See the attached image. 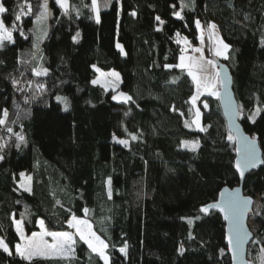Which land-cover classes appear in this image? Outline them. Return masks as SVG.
Segmentation results:
<instances>
[{"label":"trees","instance_id":"trees-1","mask_svg":"<svg viewBox=\"0 0 264 264\" xmlns=\"http://www.w3.org/2000/svg\"><path fill=\"white\" fill-rule=\"evenodd\" d=\"M3 2L9 9L4 22L16 29L14 43L0 48V117L5 109L9 114L0 133L12 128L0 161V236L12 255L0 249V264H30L15 253L20 237L13 217L31 233L40 220L53 230H71L67 221L73 215L91 220L109 245L110 264H231L222 216L200 210L216 202L224 187L239 184L236 147L227 139L217 98L202 99L209 105L203 108L206 131L195 129L194 82L185 70L165 65H176L183 38L197 43V19L206 26L216 23L230 46L228 59L219 60L232 73L240 120L264 155V0H194L183 9V19L174 15L181 0H117L101 11L99 24L91 0H69V15L48 0L51 16L41 26L35 14L43 0H27L32 15L20 22L14 13L25 0ZM96 68L119 73L115 92L92 83ZM33 69H46L47 75L36 76ZM37 83L45 90L38 92ZM118 91L131 102L114 104ZM57 97L67 98V111ZM123 139H129L127 147L118 142ZM188 139L199 141L196 151L182 148ZM22 173L31 177V192L21 187ZM244 192L261 204L248 249L249 261L261 264L264 165L248 174ZM125 245L127 255L120 252ZM32 264L104 262L77 239L70 261Z\"/></svg>","mask_w":264,"mask_h":264},{"label":"snow or ice","instance_id":"snow-or-ice-1","mask_svg":"<svg viewBox=\"0 0 264 264\" xmlns=\"http://www.w3.org/2000/svg\"><path fill=\"white\" fill-rule=\"evenodd\" d=\"M56 5L59 6L60 9L63 10L64 15H69L72 11V8L69 4V0H55ZM194 3V0H193ZM27 4V11H25V5ZM111 0H107L105 7L110 6ZM91 11L94 13V20L97 24L101 21V7L99 0H91ZM171 7L175 8L176 5H171ZM185 7H188L187 4L183 3L181 0V11L175 12L174 15L179 18L183 19L182 11ZM18 11L14 13V19L17 22L22 20V17L32 15V7L30 3H19L17 4ZM9 9L5 6L3 0H0V48H2L5 42L14 43L13 38V30L16 29V24L13 23L11 29L6 26L3 18V14L8 13ZM77 11V15H79V10ZM131 15H135V12L131 13ZM51 16V12L48 8V0H43L42 3L38 4L37 12L35 14V23L38 26L46 24L47 19ZM157 21H161L160 17H156ZM196 27L201 29L200 40L201 43L204 41V26L201 25L199 20L195 21ZM208 32V39L212 42V51L213 55L216 57H223L228 59L227 51L230 46L223 42V40L217 37L214 33V29L216 25L214 23L208 24L206 26ZM160 30V29H158ZM23 35V32L20 33ZM46 35V32L43 33ZM80 35L79 32L76 33V36L73 37L75 40L76 37ZM179 33L177 36L179 37ZM181 41L177 39V43ZM185 45L190 44V42L185 37L183 40ZM264 44V41H262ZM121 47L120 45H117ZM193 52L199 53V56H186L184 51L182 50L181 55L179 57L180 63L178 65H165L167 68L172 67H179L181 69H187L188 75L191 76L192 80L195 82L196 85V95L192 96L191 102L193 105L196 104L197 97L202 94V92L207 93L210 96H215L217 99H221V92L219 91L218 85L221 83V74L219 71H216L218 65L215 60L213 59H206L203 55V48L195 47L192 49ZM209 69L212 70V73L209 74ZM99 71V70H98ZM33 72L36 76L47 75V70H36L33 69ZM198 73H202L203 75H198ZM111 77H114L115 80L113 81L112 86L115 87V81L119 80V73L112 72L109 74ZM101 77H104V74L101 73ZM13 84H18L19 81L13 79ZM175 82V80L173 81ZM30 85L33 83L32 81L28 82ZM93 84L101 83L100 79L93 80ZM104 87H108V82L105 81L103 83ZM36 89L38 92H42L45 90V86L43 84H36ZM31 91V89H29ZM23 91V89H21ZM120 96L124 99V102H128L132 100L131 96H127L124 93H120ZM26 102L28 98L26 97ZM112 99H117L116 96H113ZM58 101H61L64 104V110L67 111L69 107V102L67 98L57 97ZM204 108H207V103H204ZM226 107L233 110L234 115H240L242 112V106L232 109L231 100L226 101ZM175 110V109H173ZM191 111V109L189 110ZM256 112H260V108L256 109ZM127 115V113H125ZM8 111L5 109L3 110L2 117H0V125H6L8 119ZM183 115V113H181ZM195 119L193 123L197 126L201 125V113L199 108H197L194 112ZM249 119L254 123L255 122V115L249 116ZM188 126L187 121L185 122V127ZM201 131H206V128L201 127ZM7 131L9 133L12 132V128L8 127ZM16 135L17 140L20 142H24V137L19 134ZM136 136H132V139H136ZM227 139L234 144H238L239 147L236 149L237 152L240 154V158L236 160L235 167L239 172V176L241 179L245 176V169L248 168H256L259 165H264V159L258 158L256 149H255V138L249 139L246 136H242L239 134V129L237 128L236 134H232L231 132L228 134ZM121 144H124L127 147V141L120 140L118 141ZM6 145L0 144V149L5 147ZM19 147V144L16 145ZM185 147H190V150L196 151L199 147V142H184ZM4 159V156L0 154V161ZM23 176V173L21 174ZM31 180V177H28ZM109 189L108 195L111 198V180L108 181ZM25 191L31 192L30 187H25ZM222 202L209 204L203 207L200 211L204 213H208L212 208H218L221 212L224 213V219L229 221L232 225L229 235H228V245L232 248H240L242 247L248 240L252 239V234L245 230L241 225V219L244 215V212L248 210L249 206L253 203L251 197H240L239 190H235L234 192H227L221 193ZM85 212L88 210L85 209ZM24 216L28 215L27 208L25 209V213L22 214ZM13 222L15 224V230L19 234L21 241L23 243H17L15 245V253L25 261L32 262L34 260H52V259H60V260H68L70 261L74 256L75 252V245L77 243V237L79 241L83 242L87 245V247L91 250L92 253H95L101 260H103L104 264H110V257L107 254V249L109 245L100 238L93 230L92 225L84 219H78L75 215H73L68 221V226L74 229V232H55V231H48L45 229V224L43 220H40V227L43 229L41 232H33L31 236H27L24 231L23 221L16 220L13 217ZM191 223V221H189ZM45 237H51L52 242L49 243ZM256 243H259L256 241ZM0 249L3 252L7 253L8 255H12V250H10L8 244L5 242L3 238H0ZM181 253H183L184 249L181 248ZM261 251H264L262 249ZM120 252L127 255V245L120 248ZM235 255V253H234ZM261 264H264V258H261Z\"/></svg>","mask_w":264,"mask_h":264},{"label":"water","instance_id":"water-1","mask_svg":"<svg viewBox=\"0 0 264 264\" xmlns=\"http://www.w3.org/2000/svg\"><path fill=\"white\" fill-rule=\"evenodd\" d=\"M211 49H212V42L210 41V52H211V55H213L212 54L213 51ZM217 63H218V67H219V72L221 74L220 92H221V97H222L221 99H218V102H219L220 108L222 110L223 116L226 120L228 130H229V132H231L232 134L235 135L236 130L238 128L240 135L246 136L249 139H252V137L246 132L245 127L240 120V115H234L233 110L226 107V101L229 99L231 100L232 109L238 108L239 102H238V99L236 97V93L234 90V79H233V76H232V73L230 71L229 66L226 63L220 61L219 59L217 60ZM120 93H124L127 96H129L127 93H125L123 91H118V92L114 93L112 95V97L113 96L117 97V99H115V100L112 99V97H111V100L114 104H116L118 106H122V105H127L128 103L131 102V101L124 102V99L120 96ZM255 141H256L255 142V149H256L257 156H258V158L264 159L263 151L260 147L259 141L256 138H255ZM235 147L237 149L239 147V145L235 144ZM239 158H240V154L236 150L235 162ZM235 162H234V168H235V171L237 172L238 177H239V184L233 188L224 187L220 192L218 200L214 203H211V204L222 202L221 193L234 192L237 189L239 190L240 197H251V196L245 195V192H244V185H245L246 177L248 176L249 173H251L252 171L258 170L263 165H259L256 168L245 169V176L243 179H241L239 176V172L237 171V169L235 167ZM251 198L253 200V203L249 206L248 210L244 212V215L241 219V225L245 230L249 231L252 234V239L248 240L240 248L234 249L228 245V235H229V232H230L232 225L230 224L229 221L224 219V213L223 212H221L218 208H212L209 210L208 213L203 212L204 215H206V216L212 212H217L222 216V219H223L225 226H226V228H225V244L228 248V253L230 256L231 264H249L248 249H249V246L255 237L254 236L255 232L251 230L250 225H249V221H250L251 217L254 216V213H255L254 207H255V203H256V198H253V197H251ZM234 253H235V255H234Z\"/></svg>","mask_w":264,"mask_h":264},{"label":"rangeland","instance_id":"rangeland-1","mask_svg":"<svg viewBox=\"0 0 264 264\" xmlns=\"http://www.w3.org/2000/svg\"><path fill=\"white\" fill-rule=\"evenodd\" d=\"M183 3H184V4H187V5L190 6V7H192V6L194 5L193 0H183ZM197 20H199L200 23H201V25L204 26V29H205V30H204V41H203V43H201V40H200L201 29L197 28V30H198V36H197V37H198V41H197V43L192 44V43L187 39V40L190 42V44L185 45L184 42H183L184 38L182 39V50L184 51V54H185L186 56H199L200 54H199V53H195V52H193L192 49L195 48V47H201V48H203V55H204V57H205L206 59H213V60L216 61V63H217V60H218V59H225V58H223V57H216V56H214V55H211V52L208 51V47H209V49H210V46H209V41H210V40L208 39V32H207L206 25H205L200 19H197ZM211 23H214V22H211ZM211 23H210V24H211ZM214 24L216 25V28L213 30L214 33H215V35L223 40L218 25H217L216 23H214ZM223 42L226 43L224 40H223ZM226 44H227V43H226ZM117 45H120L121 47H118V48H119L120 50H123V47H122V45H121L119 42L117 43ZM212 54H213V53H212ZM180 55H181V53H180ZM180 55H179V57H180ZM228 55H229V49H228V51H227V56H228ZM179 63H180V61H179V58H178L176 65H178ZM217 65H218V63H217ZM178 68H179V67H178ZM180 69H181V68H180ZM98 70H99V71H98ZM183 70H185V71L188 73L187 69H183ZM96 71H97V78H96V80H97V79H100V80H101V83H99V85L102 86L103 83H104L105 81H107L109 86H108V87H104V86H102V87H104L106 90H110V91L115 92V91L119 88V86H120V84H121V77H120V75H119V80H118V81H115V87L112 86L113 81L115 80V78H114V77H111V76L109 75V74L112 73L113 71L116 72V73H118L116 70L106 71V70H101V69H99V68H96ZM216 71H219V67L216 69ZM101 73L104 74V77H103V78L101 77ZM211 73H212V70L209 69V74H211ZM198 75H203V74H202V73H198ZM190 77H191V76H190ZM193 82H194V81H193ZM194 87H195V90H194V93H193L192 96L196 95V85H195V82H194ZM218 88H219V91H220V84L218 85ZM204 97H214V98H216L215 96H210V95H208L207 93L202 92V94L199 95V96L197 97V100H196V104H195V105H193L192 102H191V100H190L194 112H195V110H196L197 108H199L200 113H201V125H200V126H197V125H195V124L193 123V126L195 127V129L198 130L199 132H204V131H201V130H200L201 127H204V128H205L204 123H203V108H204L203 105H204V103H207V102L204 101V102L201 104V101H202V99H203ZM191 98H192V97H191ZM207 105H208V103H207ZM208 108H209V105H208L207 108H204V109H208ZM194 119H195V116H193V120H192V122L194 121ZM122 127H123V126H122ZM123 131L127 132L124 128H122V132H123ZM123 133H124V132H123ZM129 136H130V138L132 139V136H133V135H129ZM123 140H124V141H127V144H128L129 139H123ZM185 141H187V142H189V144H191L192 142H197L198 140H194V139H193V140H190V139H188V140H184V142H185ZM184 142H183V144H182V148H183V149H186V150H190V147H185V146H184ZM198 142H199V141H198ZM199 145H200V143H199ZM198 148H199V147H198ZM198 148H197V149H198ZM191 151H192V150H191ZM28 177H29V176H27L25 173H23V179H22V183H21V187H22L23 189H25V187H30V188H31V186H32V180H29ZM254 211H255L254 216L251 217V219H250V221H249V225H250L251 230L255 232V231L257 230V227H256V225H255V219H256V216L259 215L260 212H261V204H260V200H259L258 198L256 199V203H255ZM77 218H78V219H84V220H87V221L92 225V230L96 233V231H95L94 228H93V223L91 222V220H90L88 217H77ZM43 221H44V220H43ZM39 222H40V221H39ZM44 224H45V229H47L48 231L64 232V231L53 230V229L49 228L45 222H44ZM23 226H24L25 234H26L27 236H31V234H32L33 232H31V233H27V231H26V229H25V225H24V223H23ZM41 231H43V229H41V227H40V223H39V229L36 230V231H34V232H37V233H38V232H41ZM66 231H68V232H74L75 230L71 228V230H66ZM96 234H97V233H96ZM97 235L100 236L99 234H97ZM19 237H20V236H19ZM0 238H3V237L0 236ZM100 238L103 239L101 236H100ZM3 239H4V238H3ZM45 239L48 240L49 243L52 242V238H51V237H45ZM77 239H78V237H77ZM103 240H104V239H103ZM104 241H105V240H104ZM19 243H23V241H21V239H20V242H19ZM75 246H76V245H75ZM75 246H74V247H75ZM107 254H108V253H107ZM261 256H262V257L264 256V253H263V252L261 253Z\"/></svg>","mask_w":264,"mask_h":264},{"label":"built area","instance_id":"built-area-1","mask_svg":"<svg viewBox=\"0 0 264 264\" xmlns=\"http://www.w3.org/2000/svg\"><path fill=\"white\" fill-rule=\"evenodd\" d=\"M6 138H10V133L7 131V129H3V131L0 133V144H5V140ZM4 149V147L2 149H0V154L2 152V150ZM249 264H254L253 262L249 261Z\"/></svg>","mask_w":264,"mask_h":264},{"label":"crops","instance_id":"crops-1","mask_svg":"<svg viewBox=\"0 0 264 264\" xmlns=\"http://www.w3.org/2000/svg\"><path fill=\"white\" fill-rule=\"evenodd\" d=\"M117 0H111V4L108 7H105L107 0H99L101 11L110 8Z\"/></svg>","mask_w":264,"mask_h":264}]
</instances>
